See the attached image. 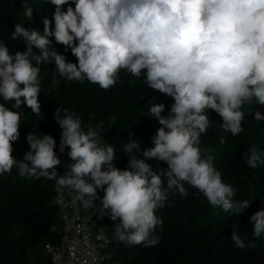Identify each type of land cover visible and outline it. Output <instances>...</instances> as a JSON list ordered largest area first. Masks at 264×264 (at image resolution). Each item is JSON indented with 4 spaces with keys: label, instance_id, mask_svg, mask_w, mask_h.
Masks as SVG:
<instances>
[{
    "label": "clouds",
    "instance_id": "obj_1",
    "mask_svg": "<svg viewBox=\"0 0 264 264\" xmlns=\"http://www.w3.org/2000/svg\"><path fill=\"white\" fill-rule=\"evenodd\" d=\"M55 6L51 21L43 20V33L15 25L12 39H23L25 51L10 54L0 42V98L14 101L12 107L0 103V175L13 167L24 178L45 177L56 181L60 190L76 193L86 208H93L102 189L101 211L113 221L115 236L129 245L154 246L159 241L152 232L162 220L156 210L165 206L169 194L178 191L187 196L185 183L198 189L214 207L242 214L249 200L234 199L238 188L226 184L214 167L211 153L200 147L201 134L210 120L206 110L222 118L220 128L233 136L243 131V106L253 101L264 106V0H48ZM74 4V7L72 6ZM64 5H68L66 11ZM25 17L32 19L33 8L23 4ZM55 42L71 49L78 63L59 54ZM78 42V43H77ZM39 49L40 54L33 52ZM35 62V65L34 63ZM54 62L56 73L67 81L85 79L107 90L116 83L121 69L139 78L143 73L147 86L174 99L167 115L163 103H151L147 115L160 127L152 138L153 147L143 148L130 139L122 145L129 157L125 170L113 161L115 149L102 143L98 129L85 131L80 117L68 110H55L62 129L60 151L68 149L72 163L59 175L61 159L54 151L56 141L50 135L30 132V146L22 160L13 156V142L19 139L22 105L40 114V65ZM56 73H53L55 77ZM58 83V81H56ZM257 123L264 121L260 111ZM220 143L225 144L224 136ZM167 163V187L161 174L146 161ZM248 166L264 165V150L252 146L245 156ZM106 186V187H105ZM252 236H264V209L249 218ZM55 231L53 225L50 229ZM231 240L236 248L257 245L236 231Z\"/></svg>",
    "mask_w": 264,
    "mask_h": 264
},
{
    "label": "trees",
    "instance_id": "obj_2",
    "mask_svg": "<svg viewBox=\"0 0 264 264\" xmlns=\"http://www.w3.org/2000/svg\"><path fill=\"white\" fill-rule=\"evenodd\" d=\"M71 2V0H70ZM32 7L33 17L24 15L23 4ZM74 7V4H72ZM66 11L68 5L62 6ZM55 6L48 0H0V42L8 48L10 54L25 51L23 39L13 40L15 25L22 23L26 29H37L43 33V20L51 21L54 30ZM52 47L59 54L65 55L67 61L78 63L71 49L49 38ZM78 43V42H77ZM33 52L40 54L39 49ZM35 65V62H33ZM54 62L40 65L41 93L40 114L33 113L24 105L13 109L20 113L19 139L13 142V156L22 160L29 151L27 135L32 132L39 135H50L56 141L55 151L62 160L68 149L60 151L62 129L56 122L54 113L57 108L68 109L81 119L82 128L89 126L98 129L102 143L110 144L115 149L114 165L125 170L129 157L122 145L130 139L141 143L143 148L153 147L152 138L160 127L158 121L150 115L151 102L163 103L167 115L174 99L147 86L146 77L142 73L134 77L127 70L121 69L116 83L104 90L98 84L88 80L83 82L67 81L56 73ZM58 81V83H56ZM11 108L14 101H3ZM242 121L243 131L236 136L224 132L220 128L222 118L212 110H206L210 126L201 134L200 147L207 149L204 155L211 153L214 167L221 172L222 180L233 188H238L234 199L252 201L250 206L240 215L231 211L225 212L220 207L212 206L198 189L185 183L188 195L182 196L178 191L169 194L165 206L156 210L162 225L152 232L158 239L154 246L144 244L129 245L115 236L113 221L107 216L104 226L113 239L111 251L123 264H264V236L254 238L250 216L264 209V165L252 169L245 156L247 149L256 146L264 150V121L257 123L255 111L264 114V106L253 101L251 106L245 105ZM224 136L225 144L220 143ZM154 171L161 174L163 187H167V163L158 159L146 161ZM53 180L24 178L14 166L11 173L0 175V264H51V255L46 245H58L62 239L63 226L54 205ZM55 226L56 230L51 231ZM236 231L242 238L253 241L257 247L239 249L231 240Z\"/></svg>",
    "mask_w": 264,
    "mask_h": 264
},
{
    "label": "built area",
    "instance_id": "obj_3",
    "mask_svg": "<svg viewBox=\"0 0 264 264\" xmlns=\"http://www.w3.org/2000/svg\"><path fill=\"white\" fill-rule=\"evenodd\" d=\"M71 163L66 155L57 167L58 174H65ZM53 189V203L63 226V235L58 245H46L51 264H123L111 251L113 239L104 226L108 215L101 211L103 190H97L98 198L94 201V207L86 208L76 199L75 192L67 188L58 189L55 180Z\"/></svg>",
    "mask_w": 264,
    "mask_h": 264
}]
</instances>
